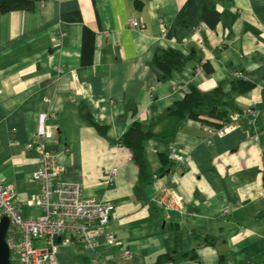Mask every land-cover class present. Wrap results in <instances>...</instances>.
I'll return each instance as SVG.
<instances>
[{
    "label": "crops",
    "instance_id": "0c3cea01",
    "mask_svg": "<svg viewBox=\"0 0 264 264\" xmlns=\"http://www.w3.org/2000/svg\"><path fill=\"white\" fill-rule=\"evenodd\" d=\"M28 1L31 11L0 13V182L14 190L21 217L44 214L32 179L40 155L25 145L46 114V150L63 181L114 206L105 231L115 242L99 236L89 248L64 233L56 264H264V0ZM209 5L216 23L201 16ZM193 49L195 60L157 78L154 56ZM231 80L253 85L228 102L232 132L218 137L186 120L159 136L188 86L228 92ZM134 123L158 134L143 142V170L119 143Z\"/></svg>",
    "mask_w": 264,
    "mask_h": 264
},
{
    "label": "built area",
    "instance_id": "2783aa9c",
    "mask_svg": "<svg viewBox=\"0 0 264 264\" xmlns=\"http://www.w3.org/2000/svg\"><path fill=\"white\" fill-rule=\"evenodd\" d=\"M129 27L142 29L140 24L131 20ZM246 113L255 116L252 108ZM46 118V114L39 115L33 139L25 145L27 150H34L40 155V166L32 179L41 184L38 204L44 208V214L36 219L21 217L14 190L0 182V220L7 217L10 222L5 240L11 264H56L59 249L56 239L64 233L74 235L89 248L95 245L99 236L104 237L107 245L115 242L113 234L105 231L113 204L94 197H83L79 185L63 181L62 169L55 155L46 150L53 129L46 124ZM234 129L232 123L225 124L214 129V134L223 137ZM254 140H257L256 134ZM171 158L181 159L174 153ZM116 173L114 168L107 173L105 183L108 187L114 185ZM35 242H44L45 248L41 250L35 247ZM67 242L68 239L62 244ZM124 256L130 257L129 252H125Z\"/></svg>",
    "mask_w": 264,
    "mask_h": 264
},
{
    "label": "trees",
    "instance_id": "16d2710c",
    "mask_svg": "<svg viewBox=\"0 0 264 264\" xmlns=\"http://www.w3.org/2000/svg\"><path fill=\"white\" fill-rule=\"evenodd\" d=\"M210 6L211 5L203 8L201 16L202 14L204 16L205 13H209L214 17V23H216L217 14ZM32 9V1L0 0L1 14L12 11H31ZM212 25L213 24H211V26ZM191 51V54L187 58L174 50H165L159 55L154 56L151 65L159 72L157 78L159 80L168 79L174 71L180 70L187 60H195V50L193 49ZM203 66L208 73L210 67L207 66V64H203L202 67ZM252 88V84L240 80H231L228 92H225L221 87H217L211 92L205 93L193 86H188L182 100L166 110L161 123L168 124L169 129L165 130L159 136L167 137L172 135L178 129L179 125L186 120H197L211 127H215L216 129L225 124L233 123L236 121L237 117L229 114L235 111L229 109L228 102L233 96L242 95ZM201 112L206 115V120L199 119V114ZM237 115L239 116L240 114L238 113ZM207 119H212L217 122L213 123ZM89 123L99 134L103 135L105 133L106 128L104 126H99L93 122ZM156 135L158 134L154 133L151 127L143 128L139 124L134 123L119 139V143L131 151L133 159L140 170H143L145 167L143 142Z\"/></svg>",
    "mask_w": 264,
    "mask_h": 264
},
{
    "label": "water",
    "instance_id": "95a60500",
    "mask_svg": "<svg viewBox=\"0 0 264 264\" xmlns=\"http://www.w3.org/2000/svg\"><path fill=\"white\" fill-rule=\"evenodd\" d=\"M10 222L7 217L0 220V264H11L10 252L6 244V235L8 232Z\"/></svg>",
    "mask_w": 264,
    "mask_h": 264
},
{
    "label": "rangeland",
    "instance_id": "374dc122",
    "mask_svg": "<svg viewBox=\"0 0 264 264\" xmlns=\"http://www.w3.org/2000/svg\"><path fill=\"white\" fill-rule=\"evenodd\" d=\"M16 238H18V235H16ZM44 243V242H43Z\"/></svg>",
    "mask_w": 264,
    "mask_h": 264
}]
</instances>
